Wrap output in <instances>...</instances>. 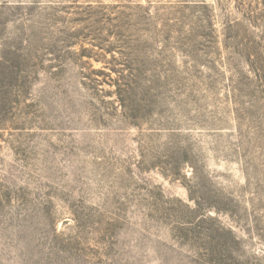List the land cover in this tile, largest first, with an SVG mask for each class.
<instances>
[{
    "label": "rangeland",
    "instance_id": "374dc122",
    "mask_svg": "<svg viewBox=\"0 0 264 264\" xmlns=\"http://www.w3.org/2000/svg\"><path fill=\"white\" fill-rule=\"evenodd\" d=\"M0 264H264V0H0Z\"/></svg>",
    "mask_w": 264,
    "mask_h": 264
}]
</instances>
